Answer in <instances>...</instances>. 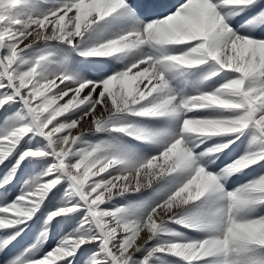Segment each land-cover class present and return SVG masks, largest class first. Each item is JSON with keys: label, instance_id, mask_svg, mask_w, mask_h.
<instances>
[{"label": "snow or ice", "instance_id": "1", "mask_svg": "<svg viewBox=\"0 0 264 264\" xmlns=\"http://www.w3.org/2000/svg\"><path fill=\"white\" fill-rule=\"evenodd\" d=\"M0 264H264V0H0Z\"/></svg>", "mask_w": 264, "mask_h": 264}, {"label": "rangeland", "instance_id": "2", "mask_svg": "<svg viewBox=\"0 0 264 264\" xmlns=\"http://www.w3.org/2000/svg\"><path fill=\"white\" fill-rule=\"evenodd\" d=\"M83 59V58H81ZM255 173H249L248 174V177H244V176H241V177H234L232 180L229 181V184H228V187L231 188V187H235L238 183H241L244 179L246 178H249L250 176L254 175ZM27 178V177H25ZM189 235H195L194 233H188Z\"/></svg>", "mask_w": 264, "mask_h": 264}]
</instances>
